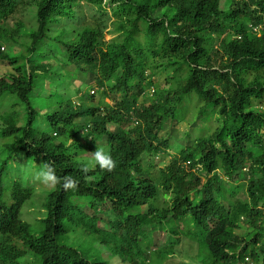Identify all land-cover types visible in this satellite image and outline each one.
<instances>
[{"label": "trees", "instance_id": "1", "mask_svg": "<svg viewBox=\"0 0 264 264\" xmlns=\"http://www.w3.org/2000/svg\"><path fill=\"white\" fill-rule=\"evenodd\" d=\"M19 7L34 27H3ZM84 7L105 16L109 9L111 30L99 16L67 27ZM105 31L115 35L106 40ZM15 34L21 48L1 51L2 42L18 43ZM47 50L93 76L96 103L85 90L77 106L58 93L50 111L36 109L30 98L50 72L49 61L39 62ZM0 61L10 66L0 98L18 100L0 99L7 107L0 112V264H108L80 249L82 235L122 262L143 264L144 248L164 244L168 232L204 248L203 264H243L245 257L264 264V0H0ZM159 73L165 87L139 101ZM184 100L211 127L167 159L157 185L143 155L168 154L161 129L185 120ZM96 146L116 167L82 173ZM16 155L52 164L58 183L36 192L11 165ZM65 177L78 180L75 190L64 189ZM25 206L34 209L27 211L33 223L20 218Z\"/></svg>", "mask_w": 264, "mask_h": 264}, {"label": "rangeland", "instance_id": "2", "mask_svg": "<svg viewBox=\"0 0 264 264\" xmlns=\"http://www.w3.org/2000/svg\"><path fill=\"white\" fill-rule=\"evenodd\" d=\"M223 3V0H221ZM226 5V3H224ZM92 13H95L92 15ZM106 15H98L93 10L84 7L80 10V13L77 15V18H75L72 21H66V26H76L78 28H82L83 26L90 25L93 22V19L96 16H99L100 19L105 20L106 17H109L111 15V12L109 9L106 11ZM112 18V17H111ZM18 23H21L23 25L22 31H26L29 29H32L34 27L33 20L30 17V14L28 13V10L24 7H19L18 10L11 16H9L3 23V27L14 30L15 27H17ZM107 28L106 31L111 30V27L109 25V21L107 20ZM61 25H57L52 28L51 35L54 36L56 34H59V29ZM105 31V39L108 40L112 36H114V33H107ZM15 38L18 41L16 44H11L7 42H2V48L1 51L4 53H11L13 50H19L21 47H19L20 43L23 41L22 36L15 34ZM53 43L52 45H54ZM45 46L48 47V41L45 42ZM55 51V56H52L53 54L51 52ZM46 56H49L48 59H40L39 62L46 63V61H49L51 63L50 72L46 76L45 79H42V83H40V92L39 97H36L35 94L31 95V100L33 102V105L36 107V109H39L43 105L44 111H50V108L52 107L51 103L54 101L55 97H57L56 94L62 93V97L64 100L70 99L71 102L74 105L79 104V97L80 95L86 90H89V93L93 91V98L92 101L96 103L99 100V92H97L96 85L93 84V76L90 73H84L72 65H69L65 57L57 50H47ZM10 68L7 61L1 62L0 61V77H3L5 73H7L8 69ZM42 70L37 69V73H40ZM151 80L153 82V86L150 87L148 91L143 95V97L140 98L139 101H144L145 97L147 99L153 98L154 96H151V89L153 88L155 91H158L162 87H165V74L159 73L157 75H154L151 77ZM90 87V88H89ZM93 89V90H92ZM53 94L51 98L48 97V94ZM55 93V94H54ZM92 94V93H91ZM155 95V94H154ZM145 96V97H144ZM0 99L2 101H5L6 104L10 102H17L18 100L15 99V97H11L12 100H9L8 97L3 96ZM0 100V102H2ZM148 101V100H147ZM109 102V101H108ZM44 103V104H43ZM9 104V106H10ZM55 104V103H53ZM50 107H49V106ZM19 106H23L21 103H19ZM181 106H185L188 108L185 120L180 119H170L168 120L161 129V135L166 136V138L169 140L170 148L169 152L166 155H153V154H144L143 155V164L145 166L150 167V176L153 179V181L158 185V178H159V172L158 170L166 164L165 162L167 159H169L177 149L184 147L185 144L190 141L192 138L198 136L202 132H206L209 127H211V123L207 120H202L201 118H198L196 115V110L192 107V104L188 100H184L181 104ZM4 109H7V107H4ZM3 107H0V112L4 111ZM39 116H42V113L39 114ZM22 123V121H20ZM2 126V123L0 121V127ZM109 129H113V127L108 126ZM128 127H130L128 125ZM81 140L82 138L79 137ZM63 140H65V145H69L71 143V139L68 137H64ZM4 140L0 137V148L2 147V143ZM11 165L16 168V172L18 174H21L24 176V181L27 182L25 179L29 180V183L32 185L37 186L36 192H38V188L40 186V190L43 189V184L39 182V180L36 179V172L39 171L41 165L39 160H32V159H26L22 158L19 155H16L13 160H11ZM11 171L12 167H11ZM247 178V172L246 170H243L239 173V178L237 181V185L240 186V192L239 197L244 199L246 196L244 195L243 187L245 185ZM41 184V185H40ZM158 199H161L163 201H167L169 198L162 196V193H158ZM160 201V200H159ZM33 208L27 210V206L23 207L21 211L20 218L22 220H25L27 222H32V215H29L31 212H33ZM27 211L29 214H27ZM104 217V216H103ZM105 217H113V214H108ZM167 229L175 228V222L174 223H168L165 224ZM155 226H152L150 229H152ZM157 236V235H156ZM84 238L83 243L80 241V249L85 250L89 252L91 256L98 255L102 260L106 261L108 264H129L126 262H122L119 260L117 256H112L111 253L108 251L107 247L101 245L97 241L93 240V236L91 235H82ZM87 240V241H86ZM93 240V241H92ZM161 241L164 243H168L166 247L164 248L165 244L162 245H153L150 244V248H155V252H153L151 255H149V258L146 257L144 260L141 257V260L144 264H203V257L206 256V260L208 261V255L207 251L205 249L201 248L197 249V244L192 241V239L188 235H183V233H179L176 236L172 235L171 233L163 234L161 237ZM147 248H144V251H146ZM166 255V256H165ZM148 259V260H147ZM163 259V260H162ZM146 260L148 261L147 263ZM248 264L250 263V260L246 261ZM243 262V264H245Z\"/></svg>", "mask_w": 264, "mask_h": 264}, {"label": "clouds", "instance_id": "3", "mask_svg": "<svg viewBox=\"0 0 264 264\" xmlns=\"http://www.w3.org/2000/svg\"><path fill=\"white\" fill-rule=\"evenodd\" d=\"M253 29H256V28L254 27ZM153 92L151 93V95L153 94ZM136 123H137L136 120L133 119V125ZM91 157H92V160L90 162V165H85L81 168L82 173H87L89 171V166H91V165L99 166L100 169H104V170H107L109 172H111L116 167V163H115L114 159L112 158V155L110 154V152L106 151L102 147L96 146V150L91 152ZM36 179L39 180V182L41 184L48 186V187L54 186L59 181V178L56 176V173H55V168L52 166V164H50L48 162H43L41 164L39 171L36 172ZM77 184H78V180L73 179L71 177H65L63 187L65 190H67V189L75 190L77 187ZM158 190L160 191V188H158ZM159 191H158V193H159ZM173 235H175V234H173ZM164 244L166 246L168 243L167 244L164 243ZM153 252H155V248H148L145 251L148 258H149V255H151ZM147 260L145 263L148 262ZM244 260L248 261L249 258L245 257Z\"/></svg>", "mask_w": 264, "mask_h": 264}, {"label": "built area", "instance_id": "4", "mask_svg": "<svg viewBox=\"0 0 264 264\" xmlns=\"http://www.w3.org/2000/svg\"><path fill=\"white\" fill-rule=\"evenodd\" d=\"M255 30V29H254ZM154 90L153 89H151V93L153 92ZM91 93H93V91H91Z\"/></svg>", "mask_w": 264, "mask_h": 264}]
</instances>
